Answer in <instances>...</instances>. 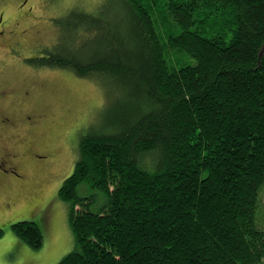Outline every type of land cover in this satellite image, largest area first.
<instances>
[{"label": "trees", "instance_id": "16d2710c", "mask_svg": "<svg viewBox=\"0 0 264 264\" xmlns=\"http://www.w3.org/2000/svg\"><path fill=\"white\" fill-rule=\"evenodd\" d=\"M54 24L28 61L97 80L114 113L58 187L75 248L56 264H264V0H105ZM10 227L42 247L35 221Z\"/></svg>", "mask_w": 264, "mask_h": 264}, {"label": "rangeland", "instance_id": "374dc122", "mask_svg": "<svg viewBox=\"0 0 264 264\" xmlns=\"http://www.w3.org/2000/svg\"><path fill=\"white\" fill-rule=\"evenodd\" d=\"M104 1L0 0V146L7 142L16 153L0 163V264H43L44 258L56 264L75 248L67 204L57 190L78 159L79 138L113 117L109 91L93 78L28 59L58 40L55 18L73 7L94 12ZM5 151L0 147V156ZM77 189L97 194L85 183ZM262 194L264 208V189ZM18 220L40 226V249L15 235L10 224Z\"/></svg>", "mask_w": 264, "mask_h": 264}, {"label": "flooded vegetation", "instance_id": "af4514ba", "mask_svg": "<svg viewBox=\"0 0 264 264\" xmlns=\"http://www.w3.org/2000/svg\"><path fill=\"white\" fill-rule=\"evenodd\" d=\"M1 121H2V119H1ZM9 125H10V129H11V126H13L14 124L10 121V119H9ZM12 137L14 136V134L13 135H11ZM9 146L10 145H8L7 144V142L5 143H3L0 147L2 148V149H4V150H6L5 151V154H3V155H1L0 156V163H1V161H3V158H6V157H12V156H15L16 157V153H14V152H12V153H10L9 152ZM8 147V148H7ZM27 150H28V148H27ZM33 151H36L35 150V148H30V152H33Z\"/></svg>", "mask_w": 264, "mask_h": 264}, {"label": "crops", "instance_id": "0c3cea01", "mask_svg": "<svg viewBox=\"0 0 264 264\" xmlns=\"http://www.w3.org/2000/svg\"><path fill=\"white\" fill-rule=\"evenodd\" d=\"M22 242V241H21ZM43 264H45L46 262H47V259L46 258H44V260H43ZM48 264V263H47Z\"/></svg>", "mask_w": 264, "mask_h": 264}]
</instances>
